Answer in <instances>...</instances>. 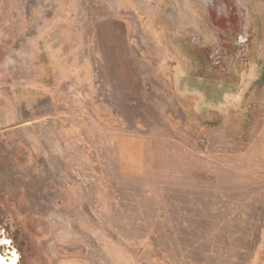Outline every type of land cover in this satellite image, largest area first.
I'll return each mask as SVG.
<instances>
[{"label":"rangeland","instance_id":"rangeland-1","mask_svg":"<svg viewBox=\"0 0 264 264\" xmlns=\"http://www.w3.org/2000/svg\"><path fill=\"white\" fill-rule=\"evenodd\" d=\"M2 255L264 264V0H0Z\"/></svg>","mask_w":264,"mask_h":264},{"label":"flooded vegetation","instance_id":"flooded-vegetation-1","mask_svg":"<svg viewBox=\"0 0 264 264\" xmlns=\"http://www.w3.org/2000/svg\"><path fill=\"white\" fill-rule=\"evenodd\" d=\"M10 254H12V252H10ZM2 257H3V255H2ZM12 258H14V257L9 256L8 258L7 257L0 258V264H16V262H14L13 261L14 259H12Z\"/></svg>","mask_w":264,"mask_h":264}]
</instances>
